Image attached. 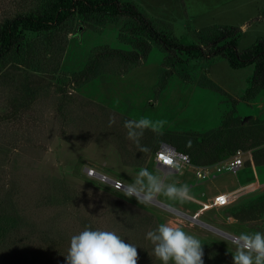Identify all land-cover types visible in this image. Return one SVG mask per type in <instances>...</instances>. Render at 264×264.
<instances>
[{
    "label": "rangeland",
    "instance_id": "obj_1",
    "mask_svg": "<svg viewBox=\"0 0 264 264\" xmlns=\"http://www.w3.org/2000/svg\"><path fill=\"white\" fill-rule=\"evenodd\" d=\"M131 1L158 29L184 43L205 45L217 25L243 30L241 51L264 40V0ZM43 2L0 0V25ZM135 26L126 16L76 14L51 31H27L23 44L0 62V248L11 241L19 247L9 246L7 262L0 256V264H66L71 237L86 227L115 231L135 244L138 264H162L146 239L161 223L200 239L204 264H233L236 245L202 222L238 236L264 232V214L243 220L235 210L264 197V89L244 96L254 66L236 69L222 56L177 64ZM92 64L90 78L81 81L80 73ZM144 117L164 123L145 129L138 143L128 139L125 120ZM227 121L259 143L240 148L251 151L253 160L239 171L216 176L211 170L199 179L193 167L182 173L156 167L151 149L171 133L201 140ZM255 153L262 164H255ZM149 161L145 168L165 184L188 185L191 199L161 193L156 201L139 203L86 173L95 168L129 184ZM254 184L226 206L203 208L220 192Z\"/></svg>",
    "mask_w": 264,
    "mask_h": 264
},
{
    "label": "trees",
    "instance_id": "obj_2",
    "mask_svg": "<svg viewBox=\"0 0 264 264\" xmlns=\"http://www.w3.org/2000/svg\"><path fill=\"white\" fill-rule=\"evenodd\" d=\"M76 14H100L106 17L126 16L136 23L135 27L144 30L154 41L160 44L168 53V57H171L172 61L177 64L189 60H209L216 56H222L228 60L230 66L236 69L253 65L254 72L250 77V86L246 89L244 96L251 97L264 89L263 39L241 51L239 50V40L243 30L237 26L217 25L215 29L210 31L212 32L211 37H208L210 39L205 45L184 43L158 29L139 5L131 0H44L42 6L36 10L17 14L13 18L6 19L0 25V62L15 48L23 44L27 31H51L63 26ZM136 57H140V55L136 53ZM136 57L133 59H139ZM93 67H95L94 64L89 65L80 73L81 81L90 78ZM230 128L229 121L224 122L223 126L216 132L203 136L201 140H196V136H192L191 138L194 139H191L171 133L165 142L170 143L177 150L189 154L192 163L198 166L219 163L231 157L241 147L250 148L259 144L250 141V138H254L252 133L249 135L246 131H235V128ZM158 147L151 149L150 146V149L155 152ZM124 152L129 154L125 149L122 154ZM134 158L140 159L138 154ZM254 158L256 165L263 163L258 153H255ZM235 210L236 214L243 220L258 219L264 214V197L242 202L237 205ZM18 239L20 238L17 237V242ZM15 244L17 243L11 241L6 247L0 248V256L6 262L11 253L8 251L9 246L13 247ZM13 248H16V251L19 249L18 246ZM211 250L213 251L212 245H208L205 254L209 258L212 253ZM222 254L224 253L222 252Z\"/></svg>",
    "mask_w": 264,
    "mask_h": 264
},
{
    "label": "clouds",
    "instance_id": "obj_3",
    "mask_svg": "<svg viewBox=\"0 0 264 264\" xmlns=\"http://www.w3.org/2000/svg\"><path fill=\"white\" fill-rule=\"evenodd\" d=\"M147 117L125 120L128 139L137 142L145 129L156 130L157 124ZM191 143V142H189ZM143 152L150 151L147 147ZM124 196L135 197L139 203L151 202L163 193L169 199H191L188 185L165 184L164 180L148 168H141L129 184H117ZM153 244V252L162 264H204L203 245L196 236L180 227L161 223L155 230L146 233ZM236 251L232 253L233 264H264V232H243L232 237ZM66 264H138V247L121 238L115 231L86 227L70 239Z\"/></svg>",
    "mask_w": 264,
    "mask_h": 264
},
{
    "label": "built area",
    "instance_id": "obj_4",
    "mask_svg": "<svg viewBox=\"0 0 264 264\" xmlns=\"http://www.w3.org/2000/svg\"><path fill=\"white\" fill-rule=\"evenodd\" d=\"M154 160L158 164V166H160L164 171L171 173H182L184 170L193 167L195 170V174L199 179H206L209 177L211 170L216 171V174L214 173L216 176L217 174L224 172L223 170L237 172L246 164L248 160L253 159L251 151L239 148L231 157L225 159L224 161L212 165L198 166L192 163L189 154L177 150L176 147H174L170 143L162 142L157 148V150L154 152ZM86 173L88 176L94 177L102 182L110 184L118 190L122 189L117 188V184H126L122 180L111 177L105 173H102L101 171H98L95 168H87ZM248 189L253 190L254 186L251 185L248 188H242L235 191L220 192L213 197L212 201L209 204H205L203 208H205L206 206H209V208L226 206L236 200L244 191H248ZM228 234L229 236L227 237H229L231 241L232 237L238 236L231 233Z\"/></svg>",
    "mask_w": 264,
    "mask_h": 264
},
{
    "label": "water",
    "instance_id": "obj_5",
    "mask_svg": "<svg viewBox=\"0 0 264 264\" xmlns=\"http://www.w3.org/2000/svg\"><path fill=\"white\" fill-rule=\"evenodd\" d=\"M154 199H155V198H154ZM154 199H153L152 201H156V199H155V200H154ZM159 203H160L161 205L165 206V207H168V208L174 210V211L177 212V213H180V214H182V215H184V216L190 218V219H196V216H189V215H187V214H185V213H183V212H181V211H179V210H177V209H175V208H173V207H170V206H168V205H166V204H164V203H162V202H159ZM202 223H204L206 226L212 227V228H214V229H216V230H218V231H220V232L226 234L227 236H229V234L226 233L225 231L219 230V229H217V228H215V227H213V226H211V225H209V224H207V223H205V222H202Z\"/></svg>",
    "mask_w": 264,
    "mask_h": 264
},
{
    "label": "crops",
    "instance_id": "obj_6",
    "mask_svg": "<svg viewBox=\"0 0 264 264\" xmlns=\"http://www.w3.org/2000/svg\"><path fill=\"white\" fill-rule=\"evenodd\" d=\"M168 143V142H167ZM120 152V151H119ZM119 157V156H118ZM150 164V161L149 162H147L143 167L141 166V168H145V167H147L148 165ZM155 164H156V167L158 168V169H162L160 166H158V164L155 162ZM133 165H126L125 166V168H140L139 166H133ZM163 170V169H162ZM164 171V170H163ZM164 172H166V173H168L167 171H164Z\"/></svg>",
    "mask_w": 264,
    "mask_h": 264
},
{
    "label": "bare ground",
    "instance_id": "obj_7",
    "mask_svg": "<svg viewBox=\"0 0 264 264\" xmlns=\"http://www.w3.org/2000/svg\"><path fill=\"white\" fill-rule=\"evenodd\" d=\"M254 186V188H255V184L253 185ZM250 190V189H249ZM209 227V226H208Z\"/></svg>",
    "mask_w": 264,
    "mask_h": 264
},
{
    "label": "snow or ice",
    "instance_id": "obj_8",
    "mask_svg": "<svg viewBox=\"0 0 264 264\" xmlns=\"http://www.w3.org/2000/svg\"><path fill=\"white\" fill-rule=\"evenodd\" d=\"M221 199H223V198H221Z\"/></svg>",
    "mask_w": 264,
    "mask_h": 264
}]
</instances>
